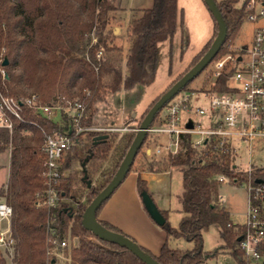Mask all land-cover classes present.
<instances>
[{"label":"trees","instance_id":"16d2710c","mask_svg":"<svg viewBox=\"0 0 264 264\" xmlns=\"http://www.w3.org/2000/svg\"><path fill=\"white\" fill-rule=\"evenodd\" d=\"M216 3L226 23L227 36L216 57L201 73L207 71L206 79L209 82L212 79L209 68L233 52L232 47L247 17L241 0ZM119 10L114 0H0V58L9 61L5 67V94L12 97L36 95L45 105L58 102L64 105L66 101L78 100L87 110L84 126H90L97 103L108 94L130 91L139 85H151L155 79L159 44L172 38L178 26V0H153L151 8L142 10L141 16L130 22L127 55L122 47L114 44L112 31L108 30L113 14ZM211 17L214 23L212 38L170 88L211 48L219 32L218 24ZM93 37H96V43H93ZM100 50L103 57L98 59ZM227 81L226 76L220 78L214 90H226ZM190 84L182 92H199L191 90ZM159 99L144 113L138 129ZM25 117L37 126L16 124L12 137L0 131V151L11 147L9 177L0 186V200L13 208L12 233L15 239L13 258L0 249V264H58L52 254L55 247L49 241L50 229L55 230L59 240L77 238L78 245H72L70 250L65 251V256L71 259L70 264H145L126 248L99 239L82 225L85 210L114 178L137 134L125 135L118 143L109 133L87 132L83 135L86 138L79 137L65 157L62 176L55 186L59 206L38 207V201L45 198L48 190L41 150L44 144L42 130L53 135L56 132L64 133L66 129L32 110H26ZM160 118L161 112L152 126L158 125ZM102 135L108 138L95 144L94 138ZM154 139L147 135L129 174L138 170L136 164L143 149L146 159V145ZM191 144L192 137L182 135L176 154L169 155L161 166L153 162L145 168L152 172L181 168L182 218L178 227L172 228L168 223V213L160 211L165 219L161 227L166 232L167 241L158 256L146 248H140L159 264H203L207 257L203 249V234L217 227L225 247L232 251L238 264H246L238 249L243 228L232 224L229 213L221 205V183L218 178L223 176L237 184L240 180L248 181V175L238 170L235 166L236 156L227 148L220 150L213 142L206 149L197 151ZM87 158L85 168L91 181L90 188L83 177L79 183L70 172L74 162L82 165ZM94 172L100 173V182L95 180L94 183ZM252 178L264 180V172L256 170ZM137 191L139 195L147 192V183L140 175ZM109 200L97 212L99 224L107 231L136 243L134 238L117 226L99 220ZM181 238L192 243L193 248L181 250L169 247L170 239Z\"/></svg>","mask_w":264,"mask_h":264},{"label":"built area","instance_id":"2783aa9c","mask_svg":"<svg viewBox=\"0 0 264 264\" xmlns=\"http://www.w3.org/2000/svg\"><path fill=\"white\" fill-rule=\"evenodd\" d=\"M247 14L246 22L259 23L264 21V0H245L243 2ZM93 37V43H96ZM100 50L97 58L101 59ZM4 59L0 58V131L7 132L10 137L16 130V124H33L25 117L26 110H32L58 126H64V133L44 134L42 153L46 168L45 177L48 190L45 198L38 201V207L57 208L59 196L55 186L62 174L61 168L68 151L75 145L79 137L85 133H109L118 129L107 127L84 126L87 113L86 107L79 102L66 101L53 105L42 104L36 95L28 97H12L4 92V82L7 78ZM209 71L212 73L211 86L208 90L196 93H184L172 99L165 107L160 122L151 126L147 135L154 139L166 135L170 144L165 149L167 155L176 154L182 135L192 137V148L197 151L206 149L212 143L216 148H227L234 155L237 141L252 142L264 137V27L258 28L252 43L223 56L214 62ZM228 77L226 90H214L218 80ZM201 96H209L206 106ZM189 113H194L196 119H185ZM61 121H55L59 115ZM192 124V129L188 125ZM198 138V139H195ZM11 148V147H10ZM152 155L151 149L146 150ZM163 153V145L156 150V155ZM254 170L246 172L248 181L246 190L248 206L243 231L239 236L238 249L242 252L246 264H264V180L252 178ZM220 183H227L225 177L218 178ZM13 208L4 200L0 201V249L9 258L14 256L15 239L12 233ZM50 243L55 247L52 253L58 260L65 251L70 250L69 239L59 240L54 229H50Z\"/></svg>","mask_w":264,"mask_h":264},{"label":"rangeland","instance_id":"374dc122","mask_svg":"<svg viewBox=\"0 0 264 264\" xmlns=\"http://www.w3.org/2000/svg\"><path fill=\"white\" fill-rule=\"evenodd\" d=\"M244 1L241 0V3L243 4ZM114 2L120 8L119 11L114 13L116 16L114 25H120L121 34L113 42L115 45L122 47L125 55H127L130 48L128 38L129 24L134 18L141 16L142 10L151 8L153 0H114ZM178 9V26L175 34L172 38L159 44L153 83L149 86L139 85L130 91L108 94L103 101L98 102L96 105L92 126L118 129V131L109 132L116 143L125 135L137 134L138 125L142 120V118L138 119L141 114L156 97L163 93L173 81L188 69L193 58L213 35V19L203 0H178ZM260 27H264V21L259 23L245 22L232 50H239L242 47L249 46L257 29ZM112 38L114 37L112 36ZM206 72L190 84L189 88L191 90L205 91L210 88L211 81L209 82L206 79ZM184 93L186 92H181L177 96L184 95ZM200 99L203 100V105L206 106L209 96H201ZM165 110L166 108L161 111V115L165 113ZM62 116L59 114L55 121H61ZM134 116L138 118L134 120ZM187 118L195 120L196 116L194 113H189L185 116V119ZM84 136L82 137L86 138ZM149 137L151 138L152 136L149 135ZM170 141V138L166 135L157 136L154 141L150 140L146 147L151 149L152 155H147L145 159L143 149L137 160L136 168L145 169L147 164L153 162L160 166L163 165L168 160L169 155H171H167V150L165 149L169 146ZM160 145H163V153L156 155V150ZM234 147L236 149L235 166H237L238 170L246 173L249 168H252L254 172L256 170L264 172V137L257 138L252 142L237 141L234 143ZM10 150V147H7L0 151V186L4 185L9 177ZM111 164L112 160L108 165L110 166ZM108 165L106 166L108 167ZM70 172L81 183L83 176L79 162H74ZM99 174L93 173L94 183L95 180L98 182L102 180ZM161 176L164 179L161 183L156 182V179L147 182V192L157 208L163 205L167 207L169 210L168 223L172 228H177L182 218V170L181 168H172L168 175ZM246 184L247 181L245 179L240 180L237 184L228 180L227 183H221L219 190L221 205L229 213L232 224L239 227H242L246 221L248 206ZM133 194L139 198V202L144 208V217L131 201ZM99 220H110L114 224L116 223L125 234L130 233L133 235L134 233H139V235H144L150 243V251L155 255H159L166 239V232L149 216L143 205L141 195L138 194L136 189L135 173H130L114 192L103 207ZM0 229H3L2 225H0ZM69 242L71 246L78 245L77 238H69ZM168 244L173 249L191 250L193 248V244L183 238L170 239ZM203 249L207 256L203 264H238L232 251L225 247V242L222 240L217 227H212L203 234ZM70 262L71 259L62 255L58 264H70Z\"/></svg>","mask_w":264,"mask_h":264},{"label":"water","instance_id":"95a60500","mask_svg":"<svg viewBox=\"0 0 264 264\" xmlns=\"http://www.w3.org/2000/svg\"><path fill=\"white\" fill-rule=\"evenodd\" d=\"M206 5L209 13L213 16L216 23L218 24V35L215 38L211 48L209 51L202 57V59L190 70L188 71L179 81H177L160 99L155 103V105L150 109L146 117L143 119L139 129L137 130V135L128 150L126 157L124 158L120 168L118 169L116 175L108 184V186L93 200V202L87 207L83 216H82V225L87 230L92 232L96 237L101 240L116 244L122 248H126L132 254H134L137 258H139L145 264H159L155 261L151 256L146 254L140 246H138L132 240L123 237L121 235H117L111 233L104 229L99 222L97 221V212L101 208V206L111 198L114 192L121 186V184L127 178V175L130 172V169L134 163V160L142 148L144 141L147 137L148 130L153 124V121L157 114L161 112L166 105L175 98L179 93H181L184 88L193 82L213 61L218 52L220 51L222 45L224 44L227 36V27L224 21V18L217 6L215 0H203ZM9 61L7 59L4 60L3 66H8ZM192 124L188 125V129H192ZM107 135L97 136L94 138V143H98L102 140L107 139ZM86 161L81 165L84 176L83 181L91 187V181L88 180L87 170L85 168ZM141 199L145 209L147 210L149 216L157 223L159 226H163L165 224V219L161 214L160 210L155 205L153 199L148 194V192H143L141 194ZM240 241V238L238 239Z\"/></svg>","mask_w":264,"mask_h":264},{"label":"crops","instance_id":"0c3cea01","mask_svg":"<svg viewBox=\"0 0 264 264\" xmlns=\"http://www.w3.org/2000/svg\"><path fill=\"white\" fill-rule=\"evenodd\" d=\"M116 16L113 14V19H112V21H111V24H110V26L108 27V30H111L112 31V34H113V37L114 38H112L114 41H115V39H116V37L117 36H119L120 34H121V27H120V25L119 26H117V25H114V22H115V20H116V18H115ZM212 38V37H211ZM124 54H125V52H124ZM174 82V81H173ZM172 82V83H173ZM171 83V84H172ZM171 84L167 87V89L163 92V93H161L158 97H156L153 101H152V103H150L149 105H148V107H147V109L158 99V98H160L161 96H163V94H165L169 89H170V86H171ZM147 109L141 114V116L138 118V117H136V116H134V120H135V118L137 119H141L142 118V116L144 115V113L147 111ZM136 122V121H135ZM91 126H92V122H91V124H90ZM147 155H149V152H147ZM168 172L170 173V170L169 171H166V172H152V171H148V170H146V169H144V168H141V169H138V170H134L132 173H135V176H136V189H137V179H138V176L140 175L145 181H146V183L148 182V181H150V180H153V179H156V182H158V183H161L164 179L163 178H161L162 176L161 175H168ZM138 192V191H137ZM135 194V193H134ZM132 195L131 196V201H132V203H133V205H135L138 209H139V212H140V214L143 216V215H145V214H143L144 212V208H143V206H141V203L139 202L140 200H139V198L137 197V196H135V195ZM139 194V193H138ZM182 196V195H181ZM161 198H163V197H161ZM160 211H163V212H167L168 213V215H169V210L167 209V207H165L164 205L163 206H160L159 208H158ZM144 217V216H143ZM146 219V218H145ZM103 221H106V220H103ZM148 221V220H147ZM107 222H109V223H111V224H113V225H115V226H119V225H116V223L114 224V222H112V221H110V220H108ZM148 223V222H147ZM119 228V227H118ZM122 230V229H121ZM124 232V231H123ZM126 234H128V233H126ZM130 234V233H129ZM128 234V235H129ZM130 236L132 237V238H134L135 239V241H136V244L137 245H139L140 247H143V248H146L147 250H151L150 248V243H149V241L144 237V235H139V233H134L133 235H131L130 234ZM167 241V236H166V239H165V241H164V243ZM164 243H163V245H164ZM162 245V246H163ZM162 248V247H161ZM161 251V250H160ZM151 252V251H150ZM152 253V252H151ZM153 254V253H152ZM153 255H155V254H153ZM155 256H158V255H155Z\"/></svg>","mask_w":264,"mask_h":264}]
</instances>
